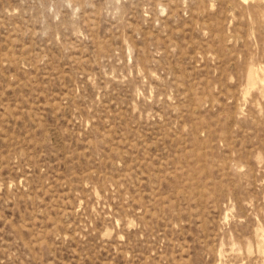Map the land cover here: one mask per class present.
I'll return each mask as SVG.
<instances>
[{
  "label": "rangeland",
  "instance_id": "374dc122",
  "mask_svg": "<svg viewBox=\"0 0 264 264\" xmlns=\"http://www.w3.org/2000/svg\"><path fill=\"white\" fill-rule=\"evenodd\" d=\"M0 264H264V0H0Z\"/></svg>",
  "mask_w": 264,
  "mask_h": 264
}]
</instances>
